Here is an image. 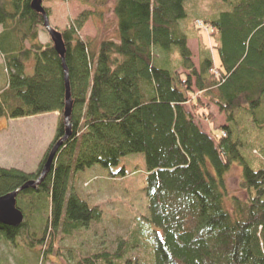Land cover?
Instances as JSON below:
<instances>
[{
	"label": "trees",
	"instance_id": "1",
	"mask_svg": "<svg viewBox=\"0 0 264 264\" xmlns=\"http://www.w3.org/2000/svg\"><path fill=\"white\" fill-rule=\"evenodd\" d=\"M32 1L0 0V54L8 74L0 87V117L59 112L60 118L36 172L0 167V196L38 179L65 135V66L72 131L43 180L20 191L24 221L0 222V239L17 245L23 236L34 248L59 233L61 240L81 239L84 230L96 235L91 224L102 220V206H91L72 180L141 154L150 216L116 244L104 245L101 236L80 240L77 264H264V165L243 153L247 125L251 135L264 130V0H223L219 15L205 20L218 60L201 42L198 65L185 26L194 0H113L117 36L98 44L79 34L94 13L86 10L60 31L64 58L51 38L40 41L44 16ZM81 1L94 8L110 4ZM198 21L192 25L201 32ZM212 104L227 122L206 131L197 118L215 124ZM236 164L245 199L229 192L227 175ZM38 219L44 224L40 237L29 226Z\"/></svg>",
	"mask_w": 264,
	"mask_h": 264
},
{
	"label": "rangeland",
	"instance_id": "2",
	"mask_svg": "<svg viewBox=\"0 0 264 264\" xmlns=\"http://www.w3.org/2000/svg\"><path fill=\"white\" fill-rule=\"evenodd\" d=\"M224 5L223 0H194L188 3V18L185 26L188 27V45L197 65L200 60L201 42H205L214 49L213 53L218 60L216 42L210 35L213 29L205 25L207 24L205 20L210 16H218ZM43 6L50 10V23L59 31L69 27L70 23L82 16L84 11L91 9L94 13L79 31L80 36L84 39L91 38L96 44L103 39L117 36L116 18L112 14L113 0H110L108 6L102 8L91 7L81 0H44ZM102 11L104 15L100 17ZM197 20H199L198 26L202 27L201 32L196 31L192 25ZM39 38L42 43L50 41V35L45 29L40 30ZM176 61L177 59H174L172 67L177 66ZM200 95L205 96L204 93ZM210 109L214 112L215 124H212L210 119L197 118L201 127L206 131H210L213 126L227 122L226 115L219 112L215 104H212ZM30 117L17 119H8V117L6 126H3L5 118L0 117V167L12 168L23 164V170L37 171L40 161L53 140L44 151L48 138L52 133L54 134L56 125L54 126L53 120L56 119L57 122L58 119L54 116L52 120L51 116L46 118L42 114ZM250 127L251 125L248 124L243 134L244 141L247 142L243 147L247 152L243 150V153L248 159L254 157L257 166L264 165V130L260 134L254 132L251 135ZM214 132L220 133V130L215 129ZM19 141H21V151L18 147ZM123 169L125 173H122ZM241 175V167L234 165L227 175V184L230 195L245 199L247 192L240 185ZM71 184L74 191H77L91 206H102V220L91 224L92 230H96V235L84 230V237L81 239L68 237L61 240L58 237L61 233L54 239L49 236L48 244L45 246L49 249L48 253H45V247L41 245L34 248L27 245L23 236L17 238V245L1 238L0 264H77L80 240L93 242L94 236H101L104 245L116 244L120 237L126 236L128 231L137 226L136 222H139L140 218L150 216L149 200L146 194V172L141 154H131L111 169L94 166L79 172ZM228 205L230 206L229 201ZM36 224L35 227L31 221L29 226L31 230L38 229L37 236L40 237L44 224L40 219L36 221ZM139 237L142 236L139 235ZM137 249L135 251L137 254L148 256L147 249Z\"/></svg>",
	"mask_w": 264,
	"mask_h": 264
},
{
	"label": "water",
	"instance_id": "3",
	"mask_svg": "<svg viewBox=\"0 0 264 264\" xmlns=\"http://www.w3.org/2000/svg\"><path fill=\"white\" fill-rule=\"evenodd\" d=\"M44 0H33L32 7L38 11L39 13L43 14L44 16V28L49 33L52 42L54 43L57 51L61 54L64 58L66 52V45L62 36V33L54 28L50 23L49 15L47 14L45 7L43 6ZM65 73H66V101H65V108H64V121L66 125V132L65 135L60 138L50 150L46 162L44 164L43 170L38 179L31 180L22 187L7 193L5 195L0 196V222L6 225L17 226L20 225L24 221V213L23 211L17 206V198L24 188L27 187H36L37 184L43 180V178L48 174L51 169L52 163L56 157L57 151L62 146V144L70 137L72 131V124H71V115L73 109V99L70 91V84L68 79V70L65 66Z\"/></svg>",
	"mask_w": 264,
	"mask_h": 264
},
{
	"label": "crops",
	"instance_id": "4",
	"mask_svg": "<svg viewBox=\"0 0 264 264\" xmlns=\"http://www.w3.org/2000/svg\"><path fill=\"white\" fill-rule=\"evenodd\" d=\"M0 32H1V30H0ZM3 62H4V60H3V56L0 54V87H2V86H4V85H6V81H7V72H6V70L4 69V67H3ZM43 115V117H46V118H49L50 116L52 117V120H53V118H55L54 116H56V118L59 120V113L58 112H52V113H46V114H42ZM37 116V115H36ZM48 116V117H47ZM59 116V117H58ZM4 118H5V121H4V125L3 126H6V124L8 123V121L6 120V118H8V117H6V116H3ZM33 116H31L30 118H32ZM8 119H10V118H8ZM58 120H57V122H58ZM56 122V119H55V121L53 120V124H54V126L56 125L57 126V122ZM56 126H55V128H54V134L52 133L51 135H50V137L48 138V140H47V142H46V144H45V147H44V151H45V149H46V147L48 146V144H50V142H51V140L52 139H54V137H55V133H56V131H55V129H57L56 128ZM53 141V140H52ZM16 147V146H15ZM18 147H20V151H21V141H19V146ZM18 147H16V148H18ZM23 149V148H22ZM23 164H21V165H18V166H14V167H12V168H17V169H20V170H23ZM25 171V170H24ZM27 172V171H26ZM30 173V172H29Z\"/></svg>",
	"mask_w": 264,
	"mask_h": 264
},
{
	"label": "bare ground",
	"instance_id": "5",
	"mask_svg": "<svg viewBox=\"0 0 264 264\" xmlns=\"http://www.w3.org/2000/svg\"><path fill=\"white\" fill-rule=\"evenodd\" d=\"M52 113V112H51ZM59 113V112H58ZM44 114H46V113H44ZM59 116H60V114H59ZM60 118V117H59ZM59 122V121H58ZM56 134V133H55ZM54 140V139H53ZM53 142V141H52ZM43 159V158H42ZM41 162V161H40ZM40 164V163H39ZM39 166V165H38ZM24 171V170H23ZM26 172V171H25Z\"/></svg>",
	"mask_w": 264,
	"mask_h": 264
}]
</instances>
